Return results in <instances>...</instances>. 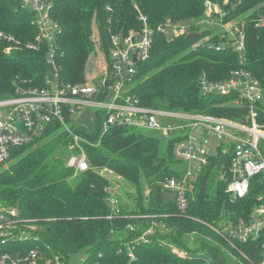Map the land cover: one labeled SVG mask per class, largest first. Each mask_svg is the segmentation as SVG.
<instances>
[{"label":"trees","instance_id":"trees-1","mask_svg":"<svg viewBox=\"0 0 264 264\" xmlns=\"http://www.w3.org/2000/svg\"><path fill=\"white\" fill-rule=\"evenodd\" d=\"M206 1L54 0L61 79L75 83L100 77L112 35L142 29L140 15L147 17L154 30L168 21L192 24L197 37L155 33L151 57L139 65L129 95L148 108L243 120L246 108L232 104L234 96L203 94L201 78L219 82L246 68L264 86V25L258 26L264 17V0H230L229 5L215 0L226 12L224 22L237 24L246 35L243 59L223 43L221 32L195 26L205 18ZM33 19L18 2L0 0V31L22 44L35 41L38 30ZM47 53L46 45L40 51L22 48L11 54L1 48L0 99L13 96L17 86L45 87L53 77ZM95 113L94 132L74 126V117L66 113L70 131L60 122L49 126L41 137L14 149L8 167H0V206L16 209L21 220L14 238L0 235V264H56V259L69 264L72 254L84 250L88 253L84 264H209L207 256L216 264H230L226 257L231 247L209 226L217 227L223 214L232 223L247 217L255 196L264 189L259 179L251 181L245 199L232 202L227 182L220 180V170L228 169L231 158L211 157L195 184L194 199L183 212L176 197L165 200L168 190L162 186L186 168L175 156V143L158 133L136 132L145 129L112 125L105 130L106 114ZM259 121L264 125V107ZM75 135L90 143L85 145L90 169L77 175L67 166ZM105 170L112 174H103ZM215 174L217 178L212 180ZM113 176L135 188L134 194H128V204L122 201ZM211 184L216 185L214 193L209 191ZM112 194L119 200L117 215L110 203ZM161 222L169 227L167 233L161 231ZM152 227L154 232L148 234ZM242 248L255 264L261 262L258 242ZM175 249L186 257L175 254ZM32 250L41 258L25 262ZM5 256L9 259L3 263Z\"/></svg>","mask_w":264,"mask_h":264},{"label":"built area","instance_id":"built-area-1","mask_svg":"<svg viewBox=\"0 0 264 264\" xmlns=\"http://www.w3.org/2000/svg\"><path fill=\"white\" fill-rule=\"evenodd\" d=\"M14 1L23 10L33 14L38 33L34 42L22 44L14 36L0 31V49L11 54L22 48L40 51L46 45L47 61L53 77L47 80L43 88L17 86L13 96L0 99V167L6 166L11 160L15 148L41 137L49 126L60 122L70 131L65 121L66 113L74 117L86 109H93L106 114L105 130L112 125L145 129L175 143V156L186 164V168L180 176L167 178L162 186L175 194L176 204L183 212L188 210L189 200L194 199L195 184L208 167L211 157L226 155L231 158L228 169L220 170V180L227 182V193L232 202L243 200L249 195L253 179H259L258 183L264 186V125L259 121L260 110L264 107V86L246 68L235 70L229 79L219 82L210 81L206 76L201 78L203 94L234 96L232 104L246 108V118L241 121L208 114L148 108L129 95L139 65L151 57L155 33L170 37L188 36L193 33L192 24L168 21L154 30L149 26L147 17L140 15L142 29L112 35L109 55L100 77L91 82L67 83L61 79V67L58 64L60 29L52 14L54 0ZM205 7V18L196 22L195 26L218 23L222 28L223 43L232 46L243 59L246 50L244 31L237 24L224 22L226 12L217 1L207 0ZM262 25L263 16L258 26ZM212 137L220 141L216 147L211 143ZM85 145L90 143L75 135L69 147L71 155L67 159V166L76 175L90 169ZM103 174L110 175L112 172L105 170ZM110 203L115 214H119V200L115 194H112ZM17 216L16 209L7 210L0 206L1 236H16L14 232L21 222ZM223 218L221 228L209 227L231 247L228 256L234 259L235 264H255L242 247L256 242L260 244L262 257L258 264H264V189L255 196V204L247 217L235 223L226 219L225 214ZM153 232L152 227L148 234ZM19 239L22 240L23 236ZM174 253L181 256L182 252L175 249ZM130 257L134 258L133 254ZM39 258V252L32 250L24 261L34 263ZM8 259L7 256L3 257V263ZM12 264L18 263L14 261ZM56 264L63 263L56 259Z\"/></svg>","mask_w":264,"mask_h":264},{"label":"rangeland","instance_id":"rangeland-1","mask_svg":"<svg viewBox=\"0 0 264 264\" xmlns=\"http://www.w3.org/2000/svg\"><path fill=\"white\" fill-rule=\"evenodd\" d=\"M229 3H230V0H224L225 5H229ZM206 30H210L213 33H220L222 31V28L218 23H216V24L204 23L203 25H201V31H206ZM72 124L74 126H76L77 128H82V129L87 130V132H89V133L94 132L96 125H97V117H96L95 110L86 109L82 113L76 114L73 118ZM136 132H141L147 136H152V135L159 136V135H157L153 132H149V131H136ZM219 142L220 141H218L216 138H214V137L211 138V143L214 147H216L218 144H220ZM213 153H215L214 150H213ZM8 166H9V164H7L4 167H8ZM216 178H217V175L215 174L213 176V178H211V179L213 180ZM73 179H76V178H73ZM112 180L116 182V187H118V189L121 190V192H123V194L120 192V196H122V198H121L122 201L125 202L126 204H128L129 203L128 194L129 195L134 194L135 188L131 185V183H128L124 179H121L117 176L116 177L113 176ZM215 187H216V185L211 184L209 186V191L210 192L212 191L211 193H214ZM173 199H175V194L172 191H167L165 194V200L166 201H172ZM222 225H223V223H220L218 225V227L221 228ZM167 228L169 229V227L165 223H163V222L160 223V229L163 233L168 232ZM180 255L183 257H186L185 253H180ZM87 257H88V253L86 250L72 254L70 259H69V264H84V261L86 260ZM207 257H208L209 264H216L214 258H212L210 256H207ZM226 259L230 264L235 263L234 259L230 255L227 256Z\"/></svg>","mask_w":264,"mask_h":264},{"label":"water","instance_id":"water-1","mask_svg":"<svg viewBox=\"0 0 264 264\" xmlns=\"http://www.w3.org/2000/svg\"><path fill=\"white\" fill-rule=\"evenodd\" d=\"M199 34L198 33H191V34H189L188 36L190 37V38H193V37H197Z\"/></svg>","mask_w":264,"mask_h":264}]
</instances>
